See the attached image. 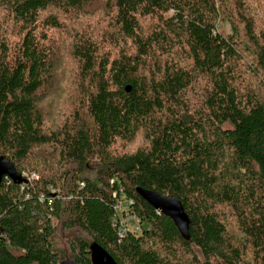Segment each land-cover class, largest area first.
<instances>
[{
	"label": "trees",
	"instance_id": "1",
	"mask_svg": "<svg viewBox=\"0 0 264 264\" xmlns=\"http://www.w3.org/2000/svg\"><path fill=\"white\" fill-rule=\"evenodd\" d=\"M99 3L107 27L78 33ZM57 31L75 66L49 117ZM0 159L39 174L0 176V264H92V243L117 264H264V0H0ZM137 187L179 199L190 239ZM119 188L142 229L121 238Z\"/></svg>",
	"mask_w": 264,
	"mask_h": 264
},
{
	"label": "rangeland",
	"instance_id": "2",
	"mask_svg": "<svg viewBox=\"0 0 264 264\" xmlns=\"http://www.w3.org/2000/svg\"><path fill=\"white\" fill-rule=\"evenodd\" d=\"M102 3H99L98 5H93L92 7H88L83 13L79 15L77 19H74L72 22H70L71 25L76 26V31L78 33H83L84 31L89 30L88 32H92V34H100L104 28H106V21L104 18V8L102 7ZM63 21L64 19L61 18ZM69 24V23H68ZM73 26V27H74ZM71 28L74 30V28ZM224 32H229V26L227 24L223 25ZM76 31H72L74 34H76ZM54 39V48L56 50V61L55 64L59 66L60 68V75L57 76V79H53L51 86L47 90L49 100L45 103L46 104V110L48 111L49 117L56 116L59 112H64L66 110L67 103L71 100L69 98L70 96V87L69 83L67 82L68 73L63 72L62 68L66 67L67 70L72 69L75 64L73 62V59L70 56V40L67 37L65 33H61L57 31V33L53 37ZM119 45H117V49H119ZM60 77V78H59ZM44 104V105H45ZM61 110V111H59ZM144 142L143 139L137 138L133 142L129 144H125V150L133 151L138 146H143ZM33 171V170H31ZM34 173L37 178L39 177V174L37 172ZM58 189V188H57ZM126 206V204H125ZM66 235V233H63Z\"/></svg>",
	"mask_w": 264,
	"mask_h": 264
},
{
	"label": "water",
	"instance_id": "3",
	"mask_svg": "<svg viewBox=\"0 0 264 264\" xmlns=\"http://www.w3.org/2000/svg\"><path fill=\"white\" fill-rule=\"evenodd\" d=\"M125 90H130V85L125 87ZM6 175L12 181L21 184L27 182L19 171L16 170L14 165L4 159H0V176ZM137 194L148 202L157 213H162L168 216L175 226L177 227L180 235L186 239H190L189 225L190 218L181 201L175 197H166L154 190L146 189L143 187L136 188ZM92 264H117L113 257L99 244L92 243L89 247ZM57 264H78L74 260H63Z\"/></svg>",
	"mask_w": 264,
	"mask_h": 264
},
{
	"label": "built area",
	"instance_id": "4",
	"mask_svg": "<svg viewBox=\"0 0 264 264\" xmlns=\"http://www.w3.org/2000/svg\"><path fill=\"white\" fill-rule=\"evenodd\" d=\"M20 174L23 178L27 179V182L20 184L22 189L30 180L37 178L34 173L28 174L27 172L23 171L20 172ZM50 192H55V190L51 187ZM112 196L115 200V204L113 206L112 224L113 226L117 227L118 237H123L127 231L140 233L142 230L140 222L130 209V206L133 204V200L125 197V193L122 191V188H119L118 191H113ZM45 199H47L48 204L52 203V196H47L41 192L39 194V200L43 202Z\"/></svg>",
	"mask_w": 264,
	"mask_h": 264
}]
</instances>
